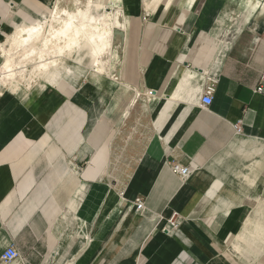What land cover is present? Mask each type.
<instances>
[{"label": "crops", "instance_id": "obj_1", "mask_svg": "<svg viewBox=\"0 0 264 264\" xmlns=\"http://www.w3.org/2000/svg\"><path fill=\"white\" fill-rule=\"evenodd\" d=\"M86 2L0 0V53ZM92 2L117 22L103 72L0 83V264H264V0Z\"/></svg>", "mask_w": 264, "mask_h": 264}, {"label": "bare ground", "instance_id": "obj_2", "mask_svg": "<svg viewBox=\"0 0 264 264\" xmlns=\"http://www.w3.org/2000/svg\"><path fill=\"white\" fill-rule=\"evenodd\" d=\"M92 9H97L92 0H87L84 9L77 8L75 11L61 10L58 7L52 9L49 13V21L65 18L66 21L60 29L54 30L51 37L55 39L64 38L65 45L63 49L58 51V56L61 57L64 51H77L76 60L87 66L88 69L96 73H101L105 70V62L102 60L104 55H107L112 47L113 41L119 39L114 35L112 29L114 27L115 16L113 12H106L101 16L93 17ZM44 27L34 26L30 28L32 32L40 35ZM28 33V32H27ZM23 29H19L13 35L14 38H9L8 45L10 49L22 46L26 41L27 34ZM25 34V35H24ZM6 46L1 47L2 55H6L4 63L5 70L9 72V77H16L19 72H15L17 63L9 54ZM42 68H46V63L41 64Z\"/></svg>", "mask_w": 264, "mask_h": 264}, {"label": "rangeland", "instance_id": "obj_3", "mask_svg": "<svg viewBox=\"0 0 264 264\" xmlns=\"http://www.w3.org/2000/svg\"><path fill=\"white\" fill-rule=\"evenodd\" d=\"M51 11L52 10H49V13ZM106 12L111 11H104L100 9L91 10V14L93 17L101 16ZM49 17L50 15L48 13H45L43 15H39L37 19L33 18L28 22V24H26V26H28L30 23L37 24L40 22L38 26L44 27V29L43 31H41L40 35H37L36 32H32L31 30H29L28 33H30V35H27L26 41L21 44L22 46L18 48L13 47L12 49H10L8 42H5L4 46H6L7 49H10L9 54L14 58L15 62L17 63L15 72H19L16 77H9V72H7L4 67L5 60L7 59L6 55L3 56V53H0V70L6 72V74L4 72V75H6L5 85L7 87L15 85H26L27 82H31V80L34 76L37 75V73L41 74L43 72H48L51 68H57L59 66L58 64L65 63L67 65H71L72 63H74L69 69H72V67H75L77 69H88L86 65L81 64L76 60V56L78 54L77 51H64L61 57L58 56V51L64 48L66 40L64 38L55 39L52 38L51 35L54 30H58L62 27L63 22L66 21V19L61 18L59 20H53L50 22ZM115 28L116 27L114 22V27L112 29L113 33L116 32ZM12 34L9 35L8 38H10V36L11 38H14V35ZM105 57L106 56L104 55L102 58L103 61H105ZM42 63H46V68L41 67Z\"/></svg>", "mask_w": 264, "mask_h": 264}, {"label": "built area", "instance_id": "obj_4", "mask_svg": "<svg viewBox=\"0 0 264 264\" xmlns=\"http://www.w3.org/2000/svg\"><path fill=\"white\" fill-rule=\"evenodd\" d=\"M4 72L5 71L0 70V83H3L5 85L6 75H4ZM257 91L261 92L262 91L261 87H259ZM213 92H214V83L210 84L209 86H207L206 88L202 90V94L199 100L201 107H207L211 104ZM234 130L236 132H240L241 128L238 124H235ZM171 169L175 174H178L181 178H185L190 173V169L188 167H183L179 163L174 162V161L171 164ZM133 203H134L135 210L137 212H141L144 209L143 200L141 198H136L133 201ZM179 220H180V217L177 213L171 214V216L167 220V224L165 228L163 229V232L168 233V232L175 231L178 228ZM17 257H18V254H17L16 249L13 247H8L2 252L0 259L4 263H10L16 260Z\"/></svg>", "mask_w": 264, "mask_h": 264}]
</instances>
